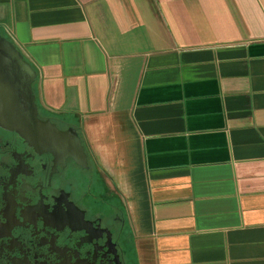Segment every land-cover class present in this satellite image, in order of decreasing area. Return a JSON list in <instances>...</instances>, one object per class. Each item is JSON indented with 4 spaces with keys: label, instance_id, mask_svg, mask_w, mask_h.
Wrapping results in <instances>:
<instances>
[{
    "label": "crops",
    "instance_id": "1",
    "mask_svg": "<svg viewBox=\"0 0 264 264\" xmlns=\"http://www.w3.org/2000/svg\"><path fill=\"white\" fill-rule=\"evenodd\" d=\"M124 199L135 264H264V0H0Z\"/></svg>",
    "mask_w": 264,
    "mask_h": 264
},
{
    "label": "flooded vegetation",
    "instance_id": "2",
    "mask_svg": "<svg viewBox=\"0 0 264 264\" xmlns=\"http://www.w3.org/2000/svg\"><path fill=\"white\" fill-rule=\"evenodd\" d=\"M76 131L86 166L0 125V264H135L125 201Z\"/></svg>",
    "mask_w": 264,
    "mask_h": 264
},
{
    "label": "water",
    "instance_id": "3",
    "mask_svg": "<svg viewBox=\"0 0 264 264\" xmlns=\"http://www.w3.org/2000/svg\"><path fill=\"white\" fill-rule=\"evenodd\" d=\"M37 76L16 44L0 34V125L17 130L36 146H63L86 166L85 149L76 128L61 130L49 117L39 116L33 88Z\"/></svg>",
    "mask_w": 264,
    "mask_h": 264
}]
</instances>
